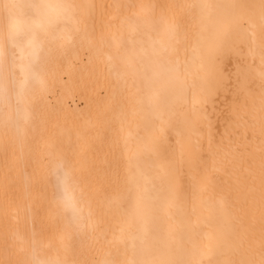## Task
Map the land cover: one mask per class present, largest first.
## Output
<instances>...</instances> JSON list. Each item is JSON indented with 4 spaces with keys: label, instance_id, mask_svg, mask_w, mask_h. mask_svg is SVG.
Here are the masks:
<instances>
[{
    "label": "bare ground",
    "instance_id": "bare-ground-1",
    "mask_svg": "<svg viewBox=\"0 0 264 264\" xmlns=\"http://www.w3.org/2000/svg\"><path fill=\"white\" fill-rule=\"evenodd\" d=\"M0 264H264V0H0Z\"/></svg>",
    "mask_w": 264,
    "mask_h": 264
},
{
    "label": "snow or ice",
    "instance_id": "snow-or-ice-1",
    "mask_svg": "<svg viewBox=\"0 0 264 264\" xmlns=\"http://www.w3.org/2000/svg\"><path fill=\"white\" fill-rule=\"evenodd\" d=\"M3 7H4L5 11L8 13V15L11 16L12 11L14 9L18 8L19 6L16 4L9 3V4H4Z\"/></svg>",
    "mask_w": 264,
    "mask_h": 264
}]
</instances>
